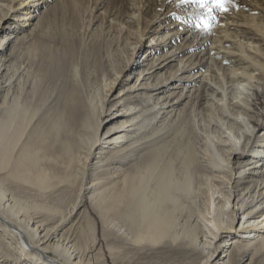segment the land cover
Listing matches in <instances>:
<instances>
[{
	"label": "bare ground",
	"instance_id": "6f19581e",
	"mask_svg": "<svg viewBox=\"0 0 264 264\" xmlns=\"http://www.w3.org/2000/svg\"><path fill=\"white\" fill-rule=\"evenodd\" d=\"M163 2L127 1L131 67L94 87L69 33L36 42L48 0L0 4V264H94L92 214L109 264H264V0Z\"/></svg>",
	"mask_w": 264,
	"mask_h": 264
},
{
	"label": "rangeland",
	"instance_id": "374dc122",
	"mask_svg": "<svg viewBox=\"0 0 264 264\" xmlns=\"http://www.w3.org/2000/svg\"><path fill=\"white\" fill-rule=\"evenodd\" d=\"M127 1L128 0H48L49 8L44 12L42 17H40L45 19L42 25L43 30L40 31L43 32L44 35L38 32L41 36L36 37V42L42 40L43 43L50 46V49L59 51L63 57L67 51V42L61 43L62 41H60L52 44L54 42H52L51 31L55 30V32H58V36H63L64 32L67 34L69 33L74 38V45H77V47L83 45L84 50L82 54H80L83 56L87 54L89 56L87 66L88 73L90 74L89 85L94 87V85L98 84L96 76L99 75L101 68L107 70L110 69L111 66L118 68L123 66L124 69L131 67L136 50V43L139 40V33L132 24L126 21L129 13ZM1 3L10 5L12 0H0V4ZM209 3L210 2L207 4ZM156 5L157 8L160 9L159 11L166 8L163 0H156ZM194 6L199 7L196 4H194ZM3 11H5L4 7H0V18ZM199 23L200 24L197 25L195 22V25L198 27L196 32L200 31L202 33V27L206 26V23ZM31 28L32 26L26 27L23 32L18 33V35L20 36L21 34L28 33ZM20 30L21 29L18 28V32H21ZM34 47L35 44L31 42L26 45L24 49L33 51ZM69 52L70 50L68 54ZM76 62L77 61H71L69 57L66 58L67 74L70 73L73 65L77 64ZM132 81L133 79L131 82ZM194 99L195 97L189 99L184 108L185 111L192 112L197 106ZM262 106H264V92L263 96L258 99L256 110ZM91 217L93 218L91 221L82 219V222H84V228L90 232L92 226L95 228V235L97 237L96 247H100L101 250L97 249L94 264H109L105 256L104 243H102L99 235V222L93 214ZM157 259L154 261V257L153 259L152 257H145L142 261L148 260L150 264H175L174 261L172 262L169 259H164L162 263H159V260L162 258L159 257V259Z\"/></svg>",
	"mask_w": 264,
	"mask_h": 264
},
{
	"label": "snow or ice",
	"instance_id": "6c2138e0",
	"mask_svg": "<svg viewBox=\"0 0 264 264\" xmlns=\"http://www.w3.org/2000/svg\"><path fill=\"white\" fill-rule=\"evenodd\" d=\"M184 2V0H182ZM192 3L198 5L200 8H204L205 5L209 2V0H191ZM221 10L227 11L226 3L231 2V0H212Z\"/></svg>",
	"mask_w": 264,
	"mask_h": 264
}]
</instances>
